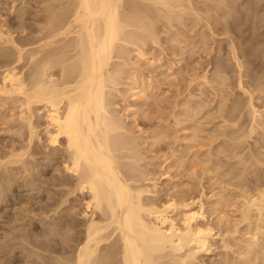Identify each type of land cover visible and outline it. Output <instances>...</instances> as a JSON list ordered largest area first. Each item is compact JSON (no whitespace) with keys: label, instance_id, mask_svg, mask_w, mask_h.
<instances>
[{"label":"bare ground","instance_id":"6f19581e","mask_svg":"<svg viewBox=\"0 0 264 264\" xmlns=\"http://www.w3.org/2000/svg\"><path fill=\"white\" fill-rule=\"evenodd\" d=\"M50 1H52V3L49 2L51 4L50 6H47L48 15L46 16L44 20L42 19L40 21H37V24L35 23L34 25H31L30 23L31 25L30 27H28L29 25L26 24V27L28 29L22 28L23 30H21L20 27H22V25L20 27L17 26L20 31L30 30L29 33L24 34V36L17 37L14 34L16 30L14 31V29H12L11 24H9L6 20L0 21V99H4L3 102H6V104H7L8 99H10L9 101L12 100L13 103L10 102L9 105L11 103L15 104L14 107L17 106V103L21 105V106L19 105L22 108V112H20L22 115L21 117L24 120L23 122H26V126L28 128L27 144H24L25 146L23 145L24 147H22V149L20 148L19 149L20 151H18L17 149L18 147L16 148V146L11 145L9 147L10 151H9V148H7L8 153H4L6 154L5 155L6 157L3 158V156H1L0 154V156L2 157V158L0 157V172L2 171V169L8 170L10 168L12 169L13 166L20 165L23 168H25V172L31 173L32 170L29 171L30 169L29 167H27L28 166L27 164L29 163H26L27 162L25 160L27 158L26 156L32 157L37 154H41V153L43 154L44 151L38 150V149L42 147L41 143L43 141V138H46L47 145H43L44 149L46 150L45 151L46 154L44 158L50 160L49 164L56 163V165L59 164L63 168V171H61L59 170L61 168L58 169V167L56 166L58 169V172H61V173L63 172L71 176L69 178L65 177L62 179L57 178L59 176L53 177V180L49 182V183H52L54 187L60 188L59 189L60 192H57V193L60 194L62 199L60 197L61 201L59 203L56 201L55 199L56 196H54V194H57V193H56L55 188H53L51 192L52 195L50 199L48 198L49 201L52 200L51 203L48 202L49 203L48 212H52L55 216L58 215L57 217L60 218V220L62 221V218L64 216L65 218L72 216V215L68 216L67 214H66L67 216L65 215L68 209H66L63 206L67 204L71 200V198L74 197L76 201L79 200L81 204H83L84 206V211L82 212L83 218H84V223H83L84 229H82V232L79 231L82 234L80 235L78 246L76 244H73L77 246L76 249L74 248L75 249L74 251L72 249L73 252H70V251L69 253L66 252L69 255L68 254L65 255L61 252H58L56 249V253L59 255L58 257H55L56 255L52 257L50 256L52 259L49 258L51 259L49 262L47 261L46 263L43 261L39 263L38 261V263L37 262L36 263L37 264H41V263H45V264H191L194 261H197L196 259L199 258L198 256L200 254L209 252V250L211 249L213 245V241L216 239L217 236H221L222 233L220 235H218V233H215L214 227L208 223V220L206 218L207 215L205 214L207 210L205 206L207 205L203 201V199H201L200 197L199 199H192V196H191L189 197V199L186 198L185 201L181 202V199H180V202H178L176 201V199L174 200V198L167 200L170 197L169 195L166 201L164 199H163L164 201H160V197L158 198L159 200H156V196L155 195L153 196V193L155 192L154 194H156L157 192L156 189H158L157 182H152V183L150 182V184L146 186L138 184L140 181L144 179L145 180L148 179L147 172H149V171H146L147 169L146 170L143 169L144 163L142 165L140 164V161L142 162L145 161V160L143 161V159H145L143 158L144 156H141L144 153L140 154L141 152L137 151L139 149L136 150V148L142 145L140 144L142 140L141 141L139 140V135L135 136L133 134L132 132L133 128L131 129L129 124L117 114L118 108L116 109V106H115L116 104L114 103L113 98L115 96V91L118 90L120 83H122L121 75L124 72L123 69L126 67V70H127V67L129 66L131 67V63L136 64V65L135 64L133 65L134 67L138 66L137 62L135 61L134 63L131 62L130 55L132 54L133 51H137L136 53L138 55V60L141 59V61L143 60L144 62L150 63V65L151 64L154 65L153 60L155 58H153L152 60V57L155 55V53L151 52L152 49H151L150 44H152V47L154 46V44L160 45L161 43L160 41L163 40L161 38L162 36H160L162 35L160 34L161 32L162 33L165 32L167 34V32H169V29L174 28L176 26V21L178 23L183 21L182 19L183 17H185L186 14L190 16L192 15V13H194L193 17L195 15V18L197 19L199 18L198 19L199 21L197 22H200V20L202 22V20L203 19L205 20L207 16L208 18H211L209 17V15L213 11V9H217L216 5L214 7L211 5L213 3L207 4L211 0L210 1L208 0L209 2L207 0H50ZM213 1L214 0H212V2ZM233 2L237 3L238 6H240L244 4L246 0H234L232 1V3ZM258 2L260 3L261 1L258 0ZM202 4L206 5L205 6L206 8L205 7L202 8L201 6ZM252 9L254 10V12L256 11L257 13H259L260 11L264 10V5L262 6H259V4L257 6L254 5ZM203 12L208 13L207 16L206 14L204 15ZM254 14L255 13H253V15ZM204 16H206V18ZM244 18H246V15ZM255 18H258V17H254V19ZM216 19L217 18H215L214 20ZM254 19H252V22ZM262 19L264 18L262 17ZM33 22H36V21H33ZM191 22L193 21L191 20ZM194 22L196 21L194 20ZM208 22H211V20L209 19ZM160 24H162V26ZM208 24L210 25V23H207V27H208ZM179 25H182V24H179ZM212 25H210V28ZM252 26L255 27L254 24ZM214 27H212L211 31H213ZM11 29L14 32L11 31ZM258 30H261V27L260 29L258 28ZM225 33L228 34L227 31H225ZM214 35L213 37L217 36L218 34H216L215 36ZM222 35L224 34L222 33ZM188 41L186 40V43ZM192 42L193 41L190 42L191 44L187 43L186 45V48L187 46L188 47L191 46L190 48L191 52L195 48V47H192L193 45ZM232 42L233 41L231 40L230 42L231 46H232ZM201 48L204 49V47H201ZM231 50L234 51L233 48ZM198 51L199 49L197 50L196 53H198ZM233 51L232 53L236 54L238 50L235 52ZM158 52H160V50ZM152 54L154 55L152 56ZM243 64L239 65V68H238L240 69L239 71H241V66H243ZM220 67L223 68V66L221 65ZM139 68H140V65L138 68H136V70L141 69ZM223 72H226V71H223ZM141 74H144V73L142 72ZM228 74L225 76H228ZM163 75H165V73ZM262 81L264 83V80ZM262 85H261V88H262ZM140 87L141 86L136 87L137 91L134 90L135 93L133 94V96H135V98L142 96L143 93H146L144 90H146L147 88L143 90L142 87L141 88ZM240 88L242 89V87ZM249 88L250 86L248 87V89ZM244 90L245 89H243V91ZM263 91L264 90H262V92ZM249 92L250 91H248L247 94H249ZM244 94H245V91H244ZM251 98H249V100ZM0 102L2 103V101ZM223 103H225V101ZM187 105L188 104H186L185 106ZM131 106H132L131 104H128L129 108ZM240 106L242 109L241 104ZM10 107H12V105H10ZM14 107H12L13 110L15 109ZM249 108L251 110V112L249 111L252 117L251 120L253 121V122L251 121L253 123L251 127V131L254 132V129L256 131V128H255L256 125L254 126L255 124L254 122H259L257 121L258 118H260L264 114H262L263 110L261 111L260 109H257L252 103H251V107ZM259 110L261 113L259 112ZM193 116L194 115H192V117ZM43 117L46 118V122L44 123L46 124V126L44 128L45 135L41 136V131L39 128L40 126L44 125V124H40V120H42ZM235 117L236 116H234L233 118ZM260 122L261 124L263 123L261 120ZM262 127H264L263 124H262ZM195 128L194 130L200 129V127L196 129ZM231 132H233V130ZM243 133H247V132L245 131V132H242V134ZM231 134L230 136L232 137L233 134L232 135ZM235 134H234V139L232 138L233 140H236L238 138L236 137L237 134L236 135ZM188 137L189 139H191L190 136ZM197 137H200V136H196L194 138L198 140ZM226 139H227V135H226ZM23 142H26V141H23ZM226 145L224 147H227ZM38 146L40 147L38 148ZM260 147H261V144H260ZM140 148L142 149V147ZM227 149L225 148V150ZM30 150L31 151L35 150V151L30 152ZM192 150H193V147H192ZM244 153L245 151L242 153V155L241 154L240 155L244 156L243 155ZM197 158L200 159L198 155H197ZM192 159L193 158H191V160ZM259 161H257V163H259ZM262 161L263 160H261L260 162ZM203 163L207 164V162H204V160H203ZM246 163L248 165V160ZM146 164H147L146 166H148L150 162ZM237 165H240V164H237ZM208 167L209 166L207 164V168ZM249 167L251 169V166ZM205 168H204L205 171L203 172L205 173L210 172L209 169H205ZM226 172H227L226 174H228V171ZM239 173H238V176H239ZM16 174L17 173H15V175ZM31 175L33 174L31 173ZM61 175L63 176V174ZM1 180L2 181L0 182H3L2 178ZM11 180L12 179H10V183L15 184L13 183V180L12 181ZM240 181H241V178H240ZM4 183L3 185L5 186ZM8 184H9V181H8ZM245 184L246 183L244 182L243 185ZM247 184H248V181H247ZM11 185L9 186L7 185V186L10 187ZM151 186H153L155 190ZM150 187L153 191L150 189ZM262 187H264V185L261 186L259 190H257L258 189L257 188L256 189L257 191L255 193H252L250 192V190L249 191L247 190L250 188L245 186L247 192L245 191V194L244 192L242 194L244 202L242 204V209L239 210L241 211V214H242L241 215L242 219L240 221L247 222V220L250 219V213L251 214L253 213L252 211L253 209L258 211L259 214L261 215L263 214L264 212V188ZM245 188L243 187L244 190ZM3 189L6 190V188H3ZM3 189H1L0 196H2L1 194H4L5 190L2 193ZM243 189H240V190L243 191ZM151 197L153 199H151ZM183 199H185V196ZM225 200L227 201V199ZM222 201H223V198H222ZM222 201H219V202L217 201V202L222 203ZM0 203H1V200H0ZM218 203H216V206H215V211H216V212L214 211L215 214L217 212H220L221 214L223 210V209L221 210L220 205ZM214 205L213 206L212 204L210 205L212 206L211 207L212 209H214L213 208ZM255 210H254V213L256 215ZM251 216L253 217L254 215H251ZM71 219L69 221H71ZM66 221H64L65 224L67 223ZM59 223L62 225L61 222ZM262 226H259V228L256 227L259 233L262 232V229H263ZM11 233H14V232H11ZM51 233L52 231L49 232V235ZM44 234L46 235L47 233H44ZM23 235L22 237H24ZM51 235L52 237L53 236L56 237L54 233ZM260 235H264V231L260 233ZM18 237L20 238V235ZM22 237H21V240H24V242H25V239L28 238V236L27 237L25 236L26 237L25 239H22ZM52 237H49V239L50 238L52 239ZM73 237L75 236L73 235ZM13 238L15 237L12 236L11 239ZM224 239L227 241L226 238ZM36 240H35V243H37ZM71 240L73 239L71 238ZM226 241L224 242L225 243L224 246H226L228 249V247L230 246L228 242ZM64 242H67V240L63 241L62 244H64ZM71 242L74 243V241H71ZM39 247L44 248V247H41V245ZM50 247L52 248V246ZM70 247L72 248L71 245ZM51 248L49 249V251L51 250ZM47 249H48V246H47ZM63 250H60V251H63ZM44 251H47V250H44ZM52 253H55V250ZM262 259L263 260H261V262L264 261V258Z\"/></svg>","mask_w":264,"mask_h":264},{"label":"rangeland","instance_id":"374dc122","mask_svg":"<svg viewBox=\"0 0 264 264\" xmlns=\"http://www.w3.org/2000/svg\"><path fill=\"white\" fill-rule=\"evenodd\" d=\"M215 1L216 0L212 2L211 0L209 3H207H213L211 5L214 7L216 5L217 8L213 9V11L211 10V14L209 13L210 15H212H209V17H211L212 19L208 18V13L203 12L204 15L206 14L208 20L206 16H204L206 18L205 20L203 19L204 21L202 20L201 22L200 20V22H197L199 21V18H195V15L193 17L194 13L190 15L192 19L186 14L185 17H183L182 19L185 22L181 20L182 22L178 23L176 21V26L174 28L169 29V32H167V34L165 32L160 33L162 34L160 36H162L161 38L163 39L160 41V45L154 44V46L152 47V44H150L152 49H150L151 52L155 53V55L152 54V56H155L152 57V60L153 58H155V61L153 60L154 65H150V63L144 62L143 60L141 61V59L138 60V55L136 53L137 51H133L131 54L132 56L130 55L131 62H137L138 66L134 67L133 65L135 63H131V67L133 68L129 66L130 64L128 65L131 70L129 69V67H127V70L126 67L123 69L125 73H122V75L124 76L121 75L122 83H120L118 90L115 91L113 101L116 104V109L118 108L117 114L129 124L131 129L133 128V134L135 136L139 135V140H142L141 142L139 141L140 144H142L140 145L142 149L138 147L136 148V150L139 149L137 151H140V154H145L141 155L144 156L143 158L145 159H143V161H145H140V164L142 165L144 163L143 169H147L146 171L149 172H147L148 179H144L138 184L146 186L150 184V182H157L158 189H156V194H154L155 192L153 193V196H156V200H159L158 198L160 197V201H166L169 195L171 198L169 197L167 200L174 198V200L176 199V201L178 202H180V199L181 202L185 201L186 198L189 199V197L191 196L192 199H199L200 197L207 205L205 206V208H207L205 214L207 215L206 218L208 220V223L214 227L215 233H218V235L222 233L221 236H217L216 239L213 241V245L209 252L200 254L198 256L199 258L196 259L197 261H194L195 263L193 262L191 264H252L253 262V264H264V261H262L263 263L261 262V260H263L262 258H264V235H260V233L264 231V212L261 215L258 213V211L253 209V213H250V219H248L251 222L250 223L248 220L247 222L240 221L242 219V214L241 211H239L242 209V204L244 202L242 197L243 192L245 194V191L247 192V190H250V192L255 193L257 190L260 189L261 186L264 185V127H262V124L264 125V115L261 116L263 119L260 117L257 120L259 122L261 120L263 122L262 124L261 122L260 124L259 122H254V126L256 125V131L254 129L253 132L251 131L253 121L251 120V113H249V111L251 112L249 107H251L252 103L257 109H260L261 111L263 110L262 114H264V91L262 92V90H264V83L262 81L264 80V19H262V17L264 18V12L262 11L264 10L257 13L256 11L254 12V10L252 9L254 5H264V0H260V3L258 2V0H246V4L244 3L240 6H238L237 3H232V1L234 0H217L216 2ZM49 2L52 3V1L50 0H0V21L6 20L9 24H11L12 29H14V31L16 30L14 32L11 29V31H13L17 37L24 36V34L29 33L30 30H24L26 31L24 32L20 31L18 27L22 25V27H20L21 30L28 29L26 27V24L29 25L28 27H30L35 23L37 24V21H40L42 19L44 20L48 15L47 6H50L51 4ZM201 6L202 8H204L206 5L202 4ZM245 10L248 11L246 12ZM253 13H255V16L253 15ZM245 15L246 18H244ZM254 17L258 18L254 19ZM215 18L217 19L214 20ZM209 19L211 20V22H208ZM252 19H254L253 22ZM191 20L193 22H191ZM194 20L196 22H194ZM207 23H210V25H212L213 23L214 24L211 26V28L208 24V27L210 28L209 29L207 27ZM253 24L255 25V27L252 26ZM160 25L162 26V24ZM23 26H25L26 28ZM212 27H214L213 31H211ZM260 27L261 30H258V28L260 29ZM180 30L183 32H181ZM225 31H227L228 34L225 33ZM222 33L225 36L222 35ZM212 34H218L219 36L214 35L215 37H213ZM203 36H205L207 39ZM186 40H189L190 42L193 41L192 47H195L197 50L199 49L198 53H196L197 50L195 48L191 52V46H187L186 48L187 43L191 44L189 41L186 43ZM231 40L233 41L232 46L230 44ZM200 46L204 47V49ZM231 47L234 49V51L231 50ZM159 50L160 52H158ZM232 51H237L238 53L236 52V54H233ZM242 64L243 66H241V71H239V65ZM139 65L141 69L139 68L140 70H136ZM220 65L223 66V68L220 67ZM141 71L144 74H141ZM164 73L165 75H163ZM227 74L228 76H225ZM242 74L244 75V77ZM217 76L219 77V79ZM135 80L138 82H136ZM227 81L229 84L227 83ZM239 83L242 86H240ZM260 84H263L262 88ZM135 86H141L143 90L147 88V91L144 90L146 93H143L144 91L142 90V96L135 98V96H133L135 91H137V88ZM249 86L250 88L248 89ZM240 87H242V89ZM243 89H245V94ZM251 89H254V92ZM248 91H250L252 94L250 92L249 94H247ZM249 98H251L252 101L251 99L249 100ZM9 100L10 99H8L6 104V102H3L4 99H0V101H2V103L0 102V154L1 156H3V158L6 157V154L4 153H8L7 148H9L11 145H14L16 146V148L18 147L17 149L18 151H20L19 149H22V147L25 146L24 144H27L28 138V128L26 126V122H23L24 120L22 119V115L20 113L22 112V108L20 107L21 105L17 103V106L14 107L15 104H12L13 101ZM224 101L225 103H223ZM10 102H12L10 105L15 108L14 110L12 107H10ZM128 104H131L132 106L129 108ZM184 104H188V107ZM240 104L242 105V109ZM192 115H194V118L192 117ZM234 116L236 117L233 118ZM227 117L228 119L230 117V119L232 120H228ZM196 119H198L199 121ZM45 122L46 118L43 117V119L40 120V124H44ZM235 122L237 123V125ZM45 126L46 124L40 126L39 128L41 131V136L45 135ZM195 126L196 128L200 127V129H196ZM24 127L26 130L24 129ZM194 128L196 130H194ZM236 129L238 132L236 131ZM240 129L242 132L246 131L247 133L242 134ZM232 130L233 132H231ZM196 132L199 135H197ZM195 134L196 136H200L201 138L197 137L198 140H196V138H194L196 137ZM230 134L232 135V137L230 136ZM234 134L236 135V137H238L237 139L235 137V139L239 143H237L236 140H233ZM188 136H190L193 140L189 139ZM194 140H196L197 142ZM41 144L40 145L43 148L38 146V148L40 147V149H37L44 151L43 154H37L32 157L26 156L27 158L25 159L27 161L26 163H29L27 164V167H29V171L32 170L31 173L33 175H31V173L29 172H25V168L20 165L13 166L12 169L10 168L8 170L2 169V171L0 172V174L2 175H0V177L3 179V182H0V193L1 189L6 188V190H2V193L4 190L5 191L4 194H1L2 196H0V264H37L38 261L39 263L43 261L47 263V261L49 262L52 259V256H59L56 253V249L58 252L67 255L69 251L73 252L78 246V241L80 239V235L82 234V229H84V218L82 214V212L84 211V206L79 200L76 201L74 197V199L71 198V200L67 204L63 205L66 209H68L65 215L67 214L68 216H72L66 218L64 216L61 221L60 218L57 217V214V216H55L52 212H48V205L52 202V200L49 201L52 195V189L55 188L56 193L60 192L59 187L56 188L52 183L49 182L53 180V177L59 176L57 178L62 179L65 177L69 178L71 176L63 172H58L59 168H61L59 170L63 171V168L59 164L56 165V163L51 162V164H49L50 160L44 158L46 150L44 149L43 145H47L46 138H43ZM234 144L236 146L239 145L240 148L239 146L236 147ZM225 145L227 147H224ZM225 148L228 149L225 150ZM243 150L245 151V153L243 154L244 156H241L244 152ZM34 151L30 150V152ZM197 155L198 157H200V159L197 158ZM191 158L193 159L191 160ZM242 158L245 162L242 160ZM258 159H261L263 161L260 162L261 160L259 161ZM203 160L204 162H207L209 166L208 168L207 164L203 163ZM247 160L248 165L246 163ZM257 161H259V163H257ZM149 162L150 164L146 166V163ZM56 166L58 167V169ZM249 166H251V169ZM204 168L209 169L211 173L203 172L205 171ZM226 171H228V174H226ZM252 171L254 174H256L254 175ZM239 172L242 174H240ZM15 173H17L18 175H15ZM223 173L226 175H224ZM61 174H63V176ZM239 177L241 178V181ZM1 178L0 181H2ZM10 179H12L13 183L15 184L10 183ZM244 182L246 183L245 185H243ZM3 183L5 184V186L3 185ZM6 184L8 186L12 184L13 186L11 185L10 187H8ZM245 186L249 187L250 189L246 190ZM7 187L9 188V190ZM46 187L50 188L47 189ZM151 187L154 189L153 186ZM243 187L245 188V190L243 189ZM240 189H243V191H241ZM54 196H56L55 199L59 203L61 201L60 194L57 193L54 194ZM184 196L185 199H183ZM151 199L153 198L151 197ZM225 199H227V201ZM217 201H222V203L220 202V204ZM216 203L220 205L221 210L226 209L224 210L226 214L223 210L221 214L220 212H217L215 214ZM211 204L212 206L215 204L213 207L214 209L211 208ZM71 209L73 212L71 211ZM254 210L256 211V215L254 213ZM220 215L222 218L220 217ZM251 215L254 216L252 217ZM223 218L225 221L223 220ZM70 219L71 221H69ZM64 221H66L67 223L65 224ZM59 222H61L62 225ZM258 225L263 227L262 232L260 233L257 231L258 229L256 228H259ZM50 231H52L51 234L54 233L56 237H52L51 234L50 236ZM21 233L22 235L24 234V237H22ZM44 233L47 234L45 235ZM19 235L20 238L18 237ZM73 235L75 237H73ZM10 236L11 238L12 236L15 238L11 239ZM25 236H28V238H26ZM45 236L47 239L45 238ZM21 237L22 239L26 238L29 241L25 239L24 242V240H21ZM49 237H52V239H49ZM70 237L73 240H71ZM224 238H226L227 241ZM65 239L67 240V242H64V244H62L63 241H66ZM35 240L37 243H35ZM51 240L54 242H52ZM224 240L228 242L231 248L228 247L227 249V247L224 246ZM71 241H74V243ZM73 244H76L77 246ZM40 245L41 247H44L46 249L40 248ZM45 245L48 246V249ZM49 245L52 246V248ZM70 245L72 246V248L70 247ZM250 246L253 247L251 248ZM50 248L51 250L49 251ZM43 249L47 251H44ZM52 249L55 250V253H52L54 251ZM247 249H250V252Z\"/></svg>","mask_w":264,"mask_h":264}]
</instances>
